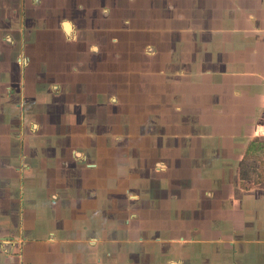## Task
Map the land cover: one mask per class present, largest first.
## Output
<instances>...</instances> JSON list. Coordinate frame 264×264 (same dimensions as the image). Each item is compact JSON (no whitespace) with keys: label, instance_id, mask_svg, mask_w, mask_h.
Wrapping results in <instances>:
<instances>
[{"label":"rangeland","instance_id":"1","mask_svg":"<svg viewBox=\"0 0 264 264\" xmlns=\"http://www.w3.org/2000/svg\"><path fill=\"white\" fill-rule=\"evenodd\" d=\"M153 13V16H157V13ZM177 13L188 15V9L164 13L165 20L161 25L164 27V35L159 38L162 41L158 49L159 58L163 62L140 61L134 64L133 74L117 77V102L105 110L106 99L104 101L103 93L96 94L95 102H100V106L98 103L94 105L99 108L80 109L79 119L72 118L69 108L62 107V96L65 94L60 90L52 92L47 103L40 107L39 103L27 99L25 107L20 109L22 122L19 130L10 125L17 121L16 111L12 114L11 109L6 108L3 117L0 115L2 132L5 137L10 135L15 138L13 147L16 149L23 145V138L25 143L36 145L37 136H53V140L46 141L52 151L44 152V157L38 154L32 156L31 152L32 160L21 149V162H18L21 173L28 164L38 167L34 174L41 176V182L28 189L23 188V185L26 186L31 180H26V183L19 181L18 186L13 185V188H8L6 182L4 186L0 185V196L5 199L10 195L14 199L15 208L21 205L20 208L25 211V216H19L20 225L31 236L21 230L18 242L28 252L35 246L31 254L25 253L26 257L23 251L20 252L26 264H169L171 260H181L172 245L165 244L162 249L154 233L155 216H170L166 206L168 200L163 204L157 197L159 192V197L162 195V180L165 181L164 189L167 192L169 181L179 184L190 181L195 175H202V179L197 181L199 184L195 185V188L199 187L196 193L211 189L215 195L221 196L220 191L226 182L239 193L251 192L253 188L264 193V45L257 42L254 35H245L252 34L249 31L251 22L246 14H243L244 17L229 14L223 19L227 23L215 22L211 40L208 29L202 28L204 14L195 13L194 25L192 19L189 22V17H182L181 22L184 23H181L178 30H172V24L177 22ZM239 24L247 29L243 37L234 33L235 26ZM157 31H160L158 27L151 30L148 38L153 35L156 40ZM83 35L87 38L92 36L90 32L84 31ZM220 38L225 39L226 43L220 42ZM135 41H139L134 43L140 45L141 40ZM124 49L128 51L129 46L125 45ZM162 65L164 71L161 75L152 73L160 71ZM205 67L209 72L206 76ZM194 73L198 75L194 76ZM209 86L212 87L211 91H205V87ZM95 97L93 94L90 96L92 99ZM175 107H179V112ZM192 107L198 109L199 114L192 112L189 115ZM211 107H214L213 115L218 116L213 120L218 123L213 129L210 126L213 124L207 120ZM94 110L100 113L92 115L91 111ZM103 111H111L108 123L100 115ZM68 113L69 117H66ZM58 117H62L61 125L55 124ZM80 119L83 121L80 122ZM36 122L39 125L34 127L33 123ZM101 122L106 127H100L101 133L98 132L93 138L89 135L92 129H89L88 124ZM112 125L114 129L110 127ZM94 127L96 129V125ZM209 128L215 130L211 131L215 136L211 137V141L205 135H212ZM140 136H145L144 142L138 140ZM128 138L137 140L128 141ZM96 142L100 147L96 146ZM96 148H100V152L104 150L108 157H96L99 154ZM108 158H111L110 163L113 162L114 166L126 165L132 166V169L125 175H120L118 169L117 173L111 172L116 179L119 178L114 198H111L113 201L107 199L110 189H105L97 202L101 205L98 208L100 216H94L90 222L83 223L86 230L83 236L80 231L73 229L76 225L80 226V223L74 222L76 219L72 218L70 224L69 219H65L67 216H59L58 207H52L51 204L62 202L59 191L62 175L70 176L74 172L77 180L83 170L81 165L91 170L89 166L92 167L94 163L102 164L99 165L101 169L97 175L85 171L80 181L108 180L103 171ZM41 160L51 167L59 168V172L56 168L55 173H51L53 177L49 183L46 181L50 174L46 170L39 171ZM68 162L73 165V169L66 170ZM63 164L65 168L61 167ZM63 169L64 174L61 172ZM54 175L56 179L53 180ZM204 181L207 183L204 184ZM76 190L63 191L74 195ZM50 191L58 197L49 200ZM184 191L183 196H188ZM262 201L264 203V199ZM94 202L93 206L96 207ZM30 205L37 206L32 214L38 216H29ZM91 207L92 204L87 203L86 208ZM112 212L115 214L112 215ZM30 217L35 218L32 224ZM259 217L264 221V216ZM79 220L82 221V217ZM61 222L66 230H60ZM248 235L257 237L252 231ZM76 239H81L83 246L70 252V249L80 244L74 241ZM140 240L146 241V244L138 243ZM39 245L55 247L54 251H57L45 252L44 248H37ZM206 246L212 247L207 243Z\"/></svg>","mask_w":264,"mask_h":264},{"label":"crops","instance_id":"2","mask_svg":"<svg viewBox=\"0 0 264 264\" xmlns=\"http://www.w3.org/2000/svg\"><path fill=\"white\" fill-rule=\"evenodd\" d=\"M184 9H188V15L183 16L177 13V22L172 24V30H178L181 23H184V21L181 22L182 17H189V22L192 19L194 25L195 13L204 14V25L202 23L201 25L202 28L208 29V35L212 40V27L215 22L227 23L223 19L229 14H235L236 17H244L243 14H246L251 22L249 31H252V34L246 32L247 29L243 24H239L235 26V35L243 37L246 32V36L254 35L257 42L264 45V0H0V110L3 109L0 115L3 117L6 108L11 109L12 114L16 111L17 121L11 122L10 125L19 130L22 122L20 109L25 107L26 102L32 100L39 103L40 107L47 103L48 96L52 92L57 93L60 90L62 94H65L62 96L64 100L62 107L69 108L72 118L79 119L80 109L99 108L94 105L98 103L100 106V102H95L96 94L103 93L104 101L106 99L105 110L117 102L116 92L119 85L117 77L133 74L134 64L140 61L163 62L159 58L158 49L162 41L159 38L164 35V27L161 26L165 20L164 13L170 10L180 12ZM153 12L157 13V16H153ZM66 22L69 23V31L65 29ZM237 22L239 23L238 19ZM157 27L160 30L156 32L158 38L154 40L153 35L148 38L149 32ZM188 29L191 28L188 27ZM83 31L90 32L91 38L84 37ZM135 40H141L140 45L134 43L139 42ZM220 42L226 43V40L220 38ZM123 44L129 46L128 51L124 49ZM121 45L122 48L119 49ZM206 69L205 67L204 76L207 75L206 73L209 74ZM163 71L164 67L152 73L158 76ZM222 71L223 69L220 70ZM197 75L194 73V76ZM211 89V86L205 87V91H211ZM92 94L95 99L90 98ZM175 109L179 112V107ZM191 109L189 115L192 112L199 114L195 107ZM205 110L206 108L204 112ZM213 110L214 107H211L210 114H207V120L213 124L210 125L212 129L218 124L213 121L215 117L218 118L213 115ZM69 113L66 117H69ZM91 113L97 115L100 112L94 110ZM110 113L111 111H103L100 114L104 116L107 123ZM61 119L62 117H58L55 124L61 125ZM81 119L80 122L83 121ZM38 125L37 122L33 123L34 127ZM94 125L96 129L93 128ZM114 125L110 127L114 129ZM88 127L92 129L89 135L94 138L100 132V127L105 129L106 124L91 123ZM2 131L3 128L0 127V185L4 186L6 182L8 188H13V185L18 186L19 181L31 180L25 182L26 186L23 185V188L28 189L41 182V176L38 173L34 174L38 167L28 164L21 173V167L18 166L22 157L21 149H24L30 157L31 152L32 156L38 154L44 157V152L52 151L48 148L46 141L53 140V136L45 134L37 136L36 145L25 143L23 138V145L16 149L13 147L15 138L10 135L5 137ZM209 131L212 133L215 130L209 128ZM205 135L210 141L211 137H215L213 133ZM145 136H140L138 140L144 142ZM136 140L128 138V141ZM56 141L59 142L60 139ZM96 146L100 147L98 142ZM96 150L99 153L96 157L100 158L102 155L108 157L104 150V153L100 152V148ZM50 155L52 156V153ZM67 155L70 156L69 152ZM31 159L33 160V157ZM43 160L39 162L41 165L39 171L46 170L50 174L46 181L49 183L53 177L51 173L53 171L55 173L58 167H51ZM110 162L111 158H108L107 163L104 162L105 168L103 166L104 175L108 180L80 181L79 179L83 177L85 171L87 174L96 173L97 175L100 172L101 163L89 166L91 170L81 165L83 170L78 174L77 180L74 172L70 176L64 175L65 178L62 175L59 191L63 203L51 204L52 207H58L59 216H67L65 219L68 218L70 224L71 219L75 218L74 222L80 223V226L76 225L73 229L80 231L83 236L86 235L83 223L90 222L94 216H100L101 211L98 208L101 205L99 206L97 202L100 201L101 193L105 189H110L107 192V199L113 201L111 198H114L115 185L119 178L117 176L118 179H116L115 174L114 176L112 174L118 169L120 175H125L132 169V166H114L113 162ZM64 164L62 168H65ZM68 169H73V165L69 162L66 170ZM8 170L11 171L8 172ZM57 171L59 172V168ZM61 172L64 174V169ZM196 176H193L190 181L179 184L169 181L168 192L164 189L165 181H161L162 195L159 197V192L157 197L163 201V204L168 200L166 206L168 205L170 216H155L154 233L162 249L165 244L172 245L174 249H177V251L173 249L175 254L178 253L181 258V260H171L169 264H264V221L259 217L264 216L262 201L264 193L254 188L251 192L239 193L234 186L226 184L227 182L223 184L221 196L215 195L211 189L196 193L195 190L199 187L195 188V185L199 184L197 181L202 179V175ZM65 189H73L74 192L77 190L74 195H71V193L66 194L63 191ZM184 190L188 196H183ZM86 193L89 194L86 196ZM56 196L58 197L51 191L48 193L49 200ZM92 201H95L96 207L93 206ZM87 203L92 204V207L87 209ZM20 207L21 205L18 206L19 210L15 208L14 199L10 195L5 199L0 196V264H26L27 261L20 256V252L23 251L26 257V254H31L35 248L34 246L31 251H25L18 242L21 230L25 235L31 236L26 230L23 231V226L21 229L19 216H25V211ZM36 208L37 206H29V216H38L32 214ZM175 211H177L176 216H174ZM113 214L115 212H112ZM81 217L82 221L79 220ZM33 219L35 218L30 217V224ZM61 219L64 218L61 217ZM59 227L60 230H66L63 228L65 227L63 222ZM128 227H132L129 222ZM131 230L135 231L134 228ZM249 231L257 237H250ZM74 241L80 244L72 249L67 247L70 252L77 250L80 245L83 246L81 239ZM145 242L140 240L138 243L146 244ZM206 243L212 247H207ZM40 247L44 248L45 252L57 251H54L55 247L47 245L37 246L38 249ZM88 247L93 248L89 245Z\"/></svg>","mask_w":264,"mask_h":264},{"label":"water","instance_id":"3","mask_svg":"<svg viewBox=\"0 0 264 264\" xmlns=\"http://www.w3.org/2000/svg\"><path fill=\"white\" fill-rule=\"evenodd\" d=\"M68 25H69V23H67V22H66L65 25H64V26H65V29H66L67 31H69V29H70V27H68Z\"/></svg>","mask_w":264,"mask_h":264},{"label":"flooded vegetation","instance_id":"4","mask_svg":"<svg viewBox=\"0 0 264 264\" xmlns=\"http://www.w3.org/2000/svg\"><path fill=\"white\" fill-rule=\"evenodd\" d=\"M68 27H69V25H68Z\"/></svg>","mask_w":264,"mask_h":264}]
</instances>
